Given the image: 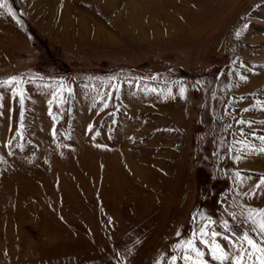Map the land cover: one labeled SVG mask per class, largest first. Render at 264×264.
I'll use <instances>...</instances> for the list:
<instances>
[{
	"label": "rangeland",
	"instance_id": "obj_1",
	"mask_svg": "<svg viewBox=\"0 0 264 264\" xmlns=\"http://www.w3.org/2000/svg\"><path fill=\"white\" fill-rule=\"evenodd\" d=\"M7 4L0 264H185L189 239L220 264L213 232L231 264L259 242L264 0Z\"/></svg>",
	"mask_w": 264,
	"mask_h": 264
},
{
	"label": "snow or ice",
	"instance_id": "obj_2",
	"mask_svg": "<svg viewBox=\"0 0 264 264\" xmlns=\"http://www.w3.org/2000/svg\"><path fill=\"white\" fill-rule=\"evenodd\" d=\"M0 9H5L8 13V15L13 16L15 18L14 13L11 9V7L8 6L7 0H3L2 3H0ZM239 35V33H237ZM241 79L244 80L245 77L241 76ZM21 84L20 78L13 77L6 81H0V87H13L14 85L19 88V85ZM185 89L181 88L180 92L183 96ZM14 95L20 96V103L23 105L24 97H23V91L19 90L13 93ZM57 95L54 94L53 99H56ZM51 115V113H50ZM21 116H23V113H21ZM241 123H244L241 121ZM250 126V123H249ZM262 144H264V137H260ZM246 147H251L250 145H246ZM252 151H255V149H251ZM259 151L261 153H264V146L260 147ZM239 175V174H237ZM257 188L264 187V178H261L259 181V184L256 186ZM248 218L251 220V226L252 231L257 232L259 234V242L254 241L252 238L249 237L248 233H245L242 237L243 241L247 243L249 246L248 249L240 248L238 250V255L231 260V264H244L245 257L249 261H254V264H264V210L257 211L254 209H248ZM225 230H227L228 225L227 223L224 224ZM206 235V232L204 228L200 229V237H201V243H203V237ZM217 236V233L213 232L212 237L213 240L211 241V255L212 259L215 261H219L220 264H224L225 261L229 260L228 254L221 249L220 245L215 243V237ZM207 246V245H206ZM177 250L183 251L184 255L182 256V259L184 260L185 264H205V261L203 259L204 252L200 251L196 247V243L194 239H189L187 241H184L181 244H177L175 246ZM193 254L194 257L193 258ZM171 264H176V258L173 257V260L171 261Z\"/></svg>",
	"mask_w": 264,
	"mask_h": 264
}]
</instances>
